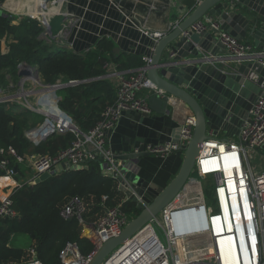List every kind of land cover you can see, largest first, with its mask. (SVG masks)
Returning a JSON list of instances; mask_svg holds the SVG:
<instances>
[{
    "label": "built area",
    "instance_id": "2783aa9c",
    "mask_svg": "<svg viewBox=\"0 0 264 264\" xmlns=\"http://www.w3.org/2000/svg\"><path fill=\"white\" fill-rule=\"evenodd\" d=\"M195 1L198 5L202 0ZM1 5L0 1V7ZM37 17L32 15L31 18ZM42 17V21L38 19L43 27L40 37L50 43L56 42L50 23L43 15ZM213 28L220 29L218 18L207 15L192 24L189 30L202 32ZM145 34L157 42L167 33L145 30ZM219 39L225 46V58L236 63L250 64L247 79L258 82L260 87L258 97L245 117L239 134L231 138H207L196 161L194 173L182 192L160 214L112 251L102 264H264V169L255 171L251 162L264 143V76L257 70L258 66L264 68V50L225 30H220ZM10 42L6 37L0 39L3 52L9 51ZM143 60L144 65L136 70L119 69L113 62L106 64V68H111L112 65L114 67L99 78L112 81L115 100L103 109L101 119L87 131L82 130L61 109L58 90L68 85L89 82L91 79L63 81V76H59L55 82L45 83L41 75L40 79L36 77L38 67L26 61L17 65L19 80L6 72V84L0 82V104L26 108L43 116L42 123L32 128L30 125L25 134L29 133L33 139H39L53 133L72 132L76 138L68 148L61 149L56 154H22L13 145L0 148V170L3 171L0 174V220L18 215L12 199V194L18 188L25 183L36 184L38 177L45 172H55L61 164L73 169L89 166L101 159L99 164L102 174L113 178L121 174L124 163L115 158L117 153L110 146L109 132L116 129L127 112L151 113V95H166L148 77L151 56H144ZM255 65L257 67L254 68ZM23 68L29 69L30 74L19 76V71ZM30 80L40 85L42 91H52L56 96H32V92L25 89V84ZM10 89L15 91L10 92ZM171 101L172 106L177 105L173 99ZM60 114L61 121H65L63 129L56 120ZM195 125L196 118L192 113L180 124L176 140L172 138L161 145L147 144L144 145V150L161 157L174 151L184 152ZM34 128L37 131L31 132ZM22 172L27 179L18 178ZM211 175L214 176L215 185L210 190L209 199L202 183L200 188H195V185L197 180L201 181L200 178L206 179ZM121 184L119 181V188ZM123 185L135 192L127 179ZM129 200L131 199L125 194L119 205L107 208L97 220L88 222L82 218L85 210L83 199L79 196L72 198L63 207L61 215L64 218L77 216L80 219L81 237L87 238L93 248L86 254L77 243L68 242L59 254L61 263L88 264L103 243L118 236L131 220V215L123 208L124 203ZM180 218L185 219L184 225L176 224V219ZM183 229L187 232H177ZM27 251L29 257L24 260V264H44L34 246L27 248Z\"/></svg>",
    "mask_w": 264,
    "mask_h": 264
},
{
    "label": "trees",
    "instance_id": "16d2710c",
    "mask_svg": "<svg viewBox=\"0 0 264 264\" xmlns=\"http://www.w3.org/2000/svg\"><path fill=\"white\" fill-rule=\"evenodd\" d=\"M42 30L37 18L25 16L15 22L9 14L0 13V39L6 37L11 41L8 52L2 51L0 43V82L6 83V72L18 78L17 65L21 61L37 66L45 83H53L59 76L65 81L91 79L58 90L61 109L87 131L101 119L103 109L115 100L112 81L99 78L106 74V64L113 62L119 69H134L144 65L143 57L114 52V43L107 38L99 39L89 51L76 52L42 39ZM39 115L26 108L1 103L0 148L13 145L22 154H56L68 148L76 138L72 132L53 133L38 145L26 137L25 130ZM23 176L22 172L18 178ZM76 196L85 204L82 218L94 222L107 208L119 205L125 193L120 190L116 178L102 174L98 162H92L87 168L55 172L40 183H25L12 194L18 215L0 220V264H24L29 257L26 248L10 244L15 234L30 237L31 246L44 264H62L59 254L68 242L77 243L81 251L88 254L93 246L87 238L81 237L80 219L61 215L63 207ZM123 208L133 217L140 212L132 200L124 203Z\"/></svg>",
    "mask_w": 264,
    "mask_h": 264
},
{
    "label": "water",
    "instance_id": "95a60500",
    "mask_svg": "<svg viewBox=\"0 0 264 264\" xmlns=\"http://www.w3.org/2000/svg\"><path fill=\"white\" fill-rule=\"evenodd\" d=\"M50 1L42 0V3L48 4ZM207 15L218 17L220 29L202 32L189 30L192 24ZM220 30H225L240 40L251 37L255 47L264 50V0H202L171 32L155 42L148 65V77L166 95H151L149 108L166 114L172 106L171 99L174 103L178 100L185 103L196 118L193 135L184 150L179 172L165 187L146 180L140 174V161L152 155L144 150V142L135 150L115 156L116 160L124 163L121 174L116 177L122 183L120 190L136 202L140 212L118 236L104 242L88 264H102L112 251L170 205L194 173L196 161L207 138L222 135L234 137L239 134L258 94L246 96L242 93L251 65L242 64L238 69L226 65V50L219 39ZM257 70L264 76L263 67L258 66ZM36 73V77L40 79L39 70ZM29 74L27 68L19 71V76ZM232 80L241 87H233ZM35 131L36 128L31 132ZM111 134L110 131L109 136ZM25 135L36 145L48 137L44 135L33 139L29 133ZM263 149L264 143L260 147V150ZM97 162L101 163L102 160L98 159ZM87 167L88 165L73 169ZM65 169H68L66 164H61L55 172ZM53 173H43L35 183L48 179ZM125 179L132 184L135 192L123 185Z\"/></svg>",
    "mask_w": 264,
    "mask_h": 264
},
{
    "label": "crops",
    "instance_id": "0c3cea01",
    "mask_svg": "<svg viewBox=\"0 0 264 264\" xmlns=\"http://www.w3.org/2000/svg\"><path fill=\"white\" fill-rule=\"evenodd\" d=\"M196 5L195 0H51L48 4H43L42 0H4L0 13L9 14L18 22L25 16L32 17V11L40 10L43 12L35 15L38 16L37 19L41 20L43 15L50 23L53 33L54 28L56 29L55 45H67L78 52H86L99 39L107 38L114 43V52L144 57L151 56L155 47V41L145 34V30L169 33ZM245 40L253 43L251 37ZM224 62L237 69L242 64L248 65L229 59ZM113 67L114 65L111 66ZM111 68L107 66V72ZM231 85L241 87L233 80ZM245 85L242 92L244 95L259 94L258 82L247 79ZM169 108L170 111L166 114L155 111L149 114L127 112L110 135L111 148L121 154L135 150L142 142L145 145H161L176 138L180 124L192 111L179 100L177 105ZM220 138L231 137L222 135ZM183 159V151H174L165 157L150 155L140 161V174L146 180L165 187L179 172ZM252 159L255 171L264 169V149L259 150ZM195 188H200V184L195 185Z\"/></svg>",
    "mask_w": 264,
    "mask_h": 264
},
{
    "label": "rangeland",
    "instance_id": "374dc122",
    "mask_svg": "<svg viewBox=\"0 0 264 264\" xmlns=\"http://www.w3.org/2000/svg\"><path fill=\"white\" fill-rule=\"evenodd\" d=\"M55 31H56V29L54 28V33H55ZM73 50V49H72ZM74 51H76V50H74ZM76 52H78V51H76ZM79 52H81V51H79ZM81 53H83V52H81ZM109 56V55H108ZM9 79H10V81H11V78L9 77ZM57 79H59V77H57L55 80H54V82L57 80ZM12 80H13V78H12ZM15 80H19L18 78H16ZM15 80H13V81H15ZM62 80L63 81H65L64 80V78H62ZM6 83L4 82L3 83V85H5ZM80 84V83H79ZM78 84V85H79ZM5 87V86H4ZM7 88L9 89V84H8V86H7ZM25 89L26 90H30V92H32L31 93V95L32 96H46L47 94V92L46 91H44V92H42V88H41V86L40 85H38L36 82H33L32 80H30L28 83H26L25 84ZM10 92L11 91H15V89H13V90H9ZM42 120H43V116H38V117H36L35 119H33L32 121H31V123H30V125H31V128L32 127H36V126H39L41 123H42ZM75 122V121H74ZM76 123V122H75ZM27 153H30V152H27ZM251 162L252 163H254V160L252 159L251 160ZM21 179H27V176H23ZM200 180L201 181H199V180H197V182H196V185L198 186L200 183H202V185H203V187H204V190H205V192H206V194H207V197H209V199L211 198V189H213L214 188V185H215V180H214V176L213 175H211V176H208L206 179H204V178H200ZM199 183V184H198ZM135 217V216H134ZM133 216H131V219L132 218H134ZM32 240L30 239V237L28 236V235H23V234H15V235H13V237H12V239H11V242H10V244L11 245H13V246H17V247H23V248H29L31 245H32Z\"/></svg>",
    "mask_w": 264,
    "mask_h": 264
},
{
    "label": "bare ground",
    "instance_id": "6f19581e",
    "mask_svg": "<svg viewBox=\"0 0 264 264\" xmlns=\"http://www.w3.org/2000/svg\"><path fill=\"white\" fill-rule=\"evenodd\" d=\"M41 12H40V10H38V11L35 10V11H32L31 13H32V15H39V13H41ZM87 12H89V11H87ZM42 92H44V91H42ZM46 94H47L46 96H51V97H55L56 96L55 93H52V91H48ZM56 120H57V122L59 124L58 126H60V128L63 129L64 126H65V121H61V114H60V117L56 118ZM49 127H52V126L50 125Z\"/></svg>",
    "mask_w": 264,
    "mask_h": 264
},
{
    "label": "clouds",
    "instance_id": "9594fccd",
    "mask_svg": "<svg viewBox=\"0 0 264 264\" xmlns=\"http://www.w3.org/2000/svg\"><path fill=\"white\" fill-rule=\"evenodd\" d=\"M177 223H179V225H184L186 223V221H185V219L180 218V219H176V224ZM177 232L183 233V232H187V231L185 229H183V230H178Z\"/></svg>",
    "mask_w": 264,
    "mask_h": 264
}]
</instances>
